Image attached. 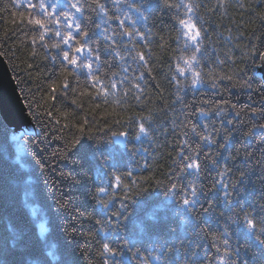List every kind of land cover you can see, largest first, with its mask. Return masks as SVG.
Masks as SVG:
<instances>
[{
	"label": "trees",
	"instance_id": "obj_1",
	"mask_svg": "<svg viewBox=\"0 0 264 264\" xmlns=\"http://www.w3.org/2000/svg\"><path fill=\"white\" fill-rule=\"evenodd\" d=\"M153 2L157 7L147 22L124 8L146 36V41H137V48L144 53L147 64L126 53V59L121 60L106 48L96 30L99 20L94 12L81 20L89 36L100 42L101 61L96 75L109 91L105 102L102 92L97 95L100 85L92 87L87 69L62 72L66 64L63 51L71 50L62 43L52 47L60 40L54 35L56 25H49L50 31L41 40L42 29L28 23V18L37 14L36 8L28 7L26 0H0V52L9 65L26 114L24 124L18 126L0 110L3 264H101L99 250L104 235L97 231L100 225L95 221L103 220V212L92 197L99 184L107 185L116 194L111 208L118 211L124 193L116 185V176L122 185L149 189L142 196L133 193L136 204L126 202L129 220L110 241L122 246L121 254L113 258L118 264H142L145 258L149 264H174L179 259L172 253L174 242L181 252L195 245L197 251L208 249L215 254L213 237L221 236L227 217L239 213L240 208H225L217 197V213L221 215L211 218L208 224L204 223L207 217L193 216L191 223L182 225L183 209L169 198V183L187 186L195 182L207 192L217 179V169L227 164L230 171L224 180L234 179L245 166V154L250 153L253 162L249 165L248 202L264 203L259 200L264 191V130L247 135L254 124L264 123V72H260L262 66H256L264 61L260 55L264 53V0H196L200 5L196 22L201 29L197 57L203 74V81L196 86H192L190 74L180 76L175 67L180 55L191 56L193 52L184 48L183 37L177 39L183 8L177 11L164 7V0ZM46 3L56 7L58 14L75 13L68 0ZM66 24L61 19L60 30L79 35L74 29H66ZM126 25L132 27L131 23ZM111 27L118 29V22H112ZM209 72L214 75L209 77ZM227 76L232 79H221ZM245 81L251 87L241 86ZM64 82L68 88L63 87ZM112 82L117 83L115 89L111 88ZM253 108L258 110L256 115L252 114ZM200 110L208 115L200 116ZM148 116L150 121L141 119ZM189 122L196 125L197 131L211 132L217 139L216 144H200L201 160L204 153L210 152L217 164L213 167L205 161L199 176L179 171L181 141L186 138L193 147L199 142V137L184 126ZM139 123H144L149 135L136 140ZM113 132L128 134L125 148L113 142ZM226 133L232 137L228 146L231 153L218 149ZM88 136L112 143L102 144L86 156L69 148L76 137H83L81 142L91 145ZM237 149L239 155L230 159ZM183 151L191 154L187 148ZM105 158L116 166L104 169L108 175L103 180L95 179L96 169ZM155 181L162 184L157 187ZM202 202L206 204L207 200L202 198ZM241 206L247 207V203ZM40 224L45 231H40ZM197 226L205 231L195 235ZM230 231V243L245 249L248 264H264V249L254 239L246 238L241 225H232Z\"/></svg>",
	"mask_w": 264,
	"mask_h": 264
},
{
	"label": "snow or ice",
	"instance_id": "obj_2",
	"mask_svg": "<svg viewBox=\"0 0 264 264\" xmlns=\"http://www.w3.org/2000/svg\"><path fill=\"white\" fill-rule=\"evenodd\" d=\"M223 2V0H221ZM27 6L30 8H36L37 14L30 16L28 18V23L35 24L42 32L40 34V39L44 40L45 34L50 31L49 25H56L57 30L54 31V35L60 40L52 44V47H60V44L66 45L70 51H63V61L66 64L62 68V72L65 74L71 73L73 68L77 69H87L88 76L92 81V87L96 88L100 85V95L101 92L105 97V102H107V96L109 95L108 89L104 88L101 84L99 76L96 75V71L100 66L101 55H100V42L94 41L93 37L89 36V31L86 26L82 25L81 20L89 12H94L98 17L99 22L96 24V30L99 32L104 46L110 48L116 57L121 60L126 59V55L131 56L133 60L139 59L145 64L148 61L145 59L143 52L139 51L137 48L138 40H145L146 36L139 28L136 27V20L132 16L128 15L124 8L127 7L133 10L137 15L138 19L147 22L157 4L153 0H140L139 3H129V0H68L71 9L75 10L79 16L75 15L72 11H62L58 14L57 8L50 6L46 3V0H38V3H31V0H26ZM164 7L169 9H176L179 11L183 8V17H178V23L180 25V32L177 37L179 40L183 37L184 48H191L193 50L191 56L180 55L177 58V63L175 65L176 71L180 76H185L190 74L192 86H196L203 81L202 70L198 67L199 60L197 53L200 52V41H201V29L197 25V17L195 15L197 9L200 7L196 0H178V2H173V0H164ZM264 17V14H262ZM61 19L67 22L65 25L66 29H74L78 36L73 34V31H62L59 26ZM118 22V29H113L111 27L112 22ZM126 22L131 23L132 27L129 28ZM127 38L125 42L124 38ZM183 51V50H181ZM255 52V48L252 49ZM79 54V55H77ZM261 59H264V53H261ZM182 62V63H181ZM95 64V68H94ZM261 67L262 65H256ZM115 75V74H113ZM212 77L214 74L209 72L207 74ZM142 79V77H140ZM221 79L231 80V76L221 77ZM123 81H120L122 83ZM213 86H216V81L213 79ZM177 88L180 87V81H176ZM251 87L250 84L245 81L244 85ZM64 88H68L67 82L63 84ZM117 87L116 82L111 83V88L115 89ZM139 87V85H136ZM179 99V96H178ZM235 108V105H232ZM257 109H252V114H257ZM200 116H207L208 112L200 110L198 113ZM143 120H151V116L142 117ZM188 128L193 136L199 137V142L193 147L188 139H183L181 141V152L178 154L181 159V167L179 171L181 173H189L192 175L199 176L201 172V165L205 161L208 165L213 167L216 166L217 161L215 160L212 153H204V159L201 160L200 144H216L217 139L211 132L207 131H197L195 124L189 122L184 125ZM67 127V125H65ZM138 133L135 136L136 140H139L141 136H148V130L145 128L144 123L138 124ZM256 129L264 130V123H257L253 125L247 133L248 136H252ZM83 132V129H80ZM113 137H126L128 134L126 132H113L111 134ZM187 136V133H185ZM83 137L74 138L69 148L81 153L82 155H88L90 152L99 150L102 144L110 145L111 140L97 141L94 137L88 136V140H92V144L82 143ZM232 137L231 134L224 135V143L218 145V149H225L232 152L229 148ZM187 148L189 154H186L183 149ZM239 155V149L236 150L235 154L230 155V159H235ZM246 161L244 168L238 170V174L234 179L225 181L224 177L229 175V167L227 164L223 166L222 169H217V179L212 185L209 186L207 192L197 183L192 182L187 186H179L176 183H169L166 191L169 193V198L183 209V216L180 220L182 225H187L191 223V217H207L204 223L208 224L209 220L213 217H217V197L219 201L223 203L225 208L228 207H239L240 212L235 213L232 216L227 217L226 222L223 225V230L220 237H213L215 241V254H210L208 249L196 250L195 245L192 246L190 251L181 252L180 248L176 247L175 242L172 244L173 255H178L179 259L174 261V264H248V260L245 256V249L242 247H233L230 243L229 237L233 234L230 231L232 225H241L244 232L246 233V238L254 239L261 249H264V203L261 202H248L247 190L249 188V181L251 179V173L249 171V165L253 162L252 155L246 153L244 156ZM116 165L113 162L109 164L108 159H104L101 165L96 169L95 179L103 180L107 177L108 173L104 171L105 168H114ZM131 175V173H129ZM115 182L117 187L123 189L124 195L122 196V203L118 211H114L111 208L112 200L115 198L116 194L108 188L107 185L103 183L99 184L96 192L93 195V200L95 201L96 207H98L103 212V220H96V224L100 225L98 228L99 233H103L104 242H102L99 254L101 256V264H118L113 258L118 257L121 254V245L111 243L113 237L118 233L122 232L125 228V221L129 220L130 209L127 201L131 200L132 204H136L137 201L133 196H142L149 192V189L145 186L131 187L129 185H122L120 177H115ZM157 187L162 184V181L154 182ZM211 193V195H208ZM179 197V199H177ZM202 198L207 200V203L202 202ZM260 201H264V191L260 193ZM247 203V207H242L241 205ZM251 208V211H249ZM173 215H181L179 212H174ZM136 228L142 230V226L132 221ZM210 226V225H209ZM40 231H45V226L40 224ZM198 231L195 235H199L204 232L205 229L201 226H197ZM218 232L220 231L219 224L217 225ZM124 246H127L125 244ZM162 251H168V249H162ZM159 259V257H155ZM3 264V262H0ZM142 264H149L148 258H145Z\"/></svg>",
	"mask_w": 264,
	"mask_h": 264
},
{
	"label": "water",
	"instance_id": "obj_3",
	"mask_svg": "<svg viewBox=\"0 0 264 264\" xmlns=\"http://www.w3.org/2000/svg\"><path fill=\"white\" fill-rule=\"evenodd\" d=\"M79 55V54H78ZM264 72V61L260 72ZM0 110L4 117L18 126L25 122V109L20 98L16 82L4 56L0 52ZM113 142L125 148L128 142L126 137H113Z\"/></svg>",
	"mask_w": 264,
	"mask_h": 264
},
{
	"label": "rangeland",
	"instance_id": "obj_4",
	"mask_svg": "<svg viewBox=\"0 0 264 264\" xmlns=\"http://www.w3.org/2000/svg\"><path fill=\"white\" fill-rule=\"evenodd\" d=\"M23 128H24V129H26V128H27V126L25 125V126H23Z\"/></svg>",
	"mask_w": 264,
	"mask_h": 264
}]
</instances>
